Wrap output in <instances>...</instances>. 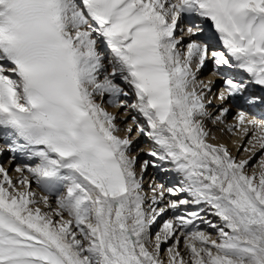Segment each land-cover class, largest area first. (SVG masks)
<instances>
[{
	"label": "snow or ice",
	"instance_id": "1",
	"mask_svg": "<svg viewBox=\"0 0 264 264\" xmlns=\"http://www.w3.org/2000/svg\"><path fill=\"white\" fill-rule=\"evenodd\" d=\"M105 104L137 115L122 129ZM261 106L264 0H0V130L35 161L16 181L0 165V264H264ZM206 120L251 133L252 156L209 143ZM133 133L153 145L139 173ZM164 164L178 180L149 198Z\"/></svg>",
	"mask_w": 264,
	"mask_h": 264
},
{
	"label": "bare ground",
	"instance_id": "2",
	"mask_svg": "<svg viewBox=\"0 0 264 264\" xmlns=\"http://www.w3.org/2000/svg\"><path fill=\"white\" fill-rule=\"evenodd\" d=\"M205 28L208 31L209 35L215 36L214 31L211 29V26L208 22H205ZM205 38V37H201ZM187 39V38H186ZM101 49L103 50V46L101 45ZM233 71V70H228ZM212 65L209 61L206 67L201 70V72L198 73V78L200 80H203L204 82H208L211 80L212 83V93L207 94V100H211L212 103L210 105H207L209 112L214 116L217 113V109L221 106L220 102L215 99V96L218 94L220 88L222 87V81L218 76H213L212 74ZM257 93H260V90L256 89ZM131 100V97L128 98ZM105 109L111 113L112 115L117 117L116 123L118 126L122 129L126 128L127 125L132 123V117L134 115H137L134 111L130 109L125 108H114L111 105H104ZM249 114L251 116H254L258 119H264V106L261 107H255V108H248L247 109ZM125 112H127V115H125ZM236 114V108L235 106H231V111L229 116L226 120V125H234L236 121L234 120V116ZM140 123H143V120H140ZM135 129L136 125H132ZM205 127L210 133V137L214 136L215 139H209V143H213L216 145L223 144L227 147L229 150L230 155L235 158L237 161L241 159H247L250 156H252L251 151L245 152L243 149L245 147H248L251 149V145L247 143V141L251 138V133H249V136L243 137L240 132H228L227 127L225 125H217L213 124L210 120L205 121ZM120 135H124V132H121ZM133 154L137 156V172L139 173L140 170V164L146 160V159H152L147 155L148 151L152 148L151 141L148 140L147 137L140 135L136 136L135 133H133ZM9 144L10 140L6 136L4 130H0V165H2L10 174L13 181H16L20 178V174L15 171V168L17 166H24L25 164H33L35 161L28 160L25 156H21L17 160L10 159V156L12 154L11 151H9ZM260 152L257 151L256 155L252 158V164H255L257 159L259 158ZM171 165L164 164L163 168L167 170H161L158 168L149 167L147 172L144 173V180H143V189L144 193L150 198L151 197V189L150 185H154L157 183H162L165 186H172L176 181L178 180V177H176L175 173L172 172ZM253 169L249 167V174H251V171ZM256 171H259L258 168L255 169ZM32 191H34L37 194V198L44 195L38 187L35 185V183L32 184ZM180 198V197H177ZM51 202L53 207H55V198H51ZM43 207V206H42ZM46 211V209H44ZM175 215L171 210L167 211L162 217H159L157 219V222L155 225H153L151 229V233L153 236V239L155 238V233L159 231L160 226L162 225L163 221L166 219H170ZM202 215L206 216L207 219L211 220L213 223H218V218L212 216L209 213H203ZM197 224L199 225V228L206 233H209L213 238H215L216 233L215 230L210 228L207 224L200 223L197 221ZM182 247V245H181ZM164 253L163 259L165 261L167 260L166 250L167 245L163 246Z\"/></svg>",
	"mask_w": 264,
	"mask_h": 264
}]
</instances>
